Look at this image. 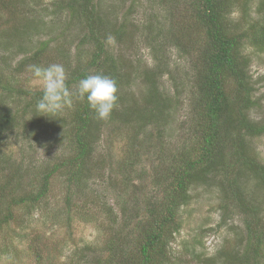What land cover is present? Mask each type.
Wrapping results in <instances>:
<instances>
[{
  "label": "trees",
  "instance_id": "trees-1",
  "mask_svg": "<svg viewBox=\"0 0 264 264\" xmlns=\"http://www.w3.org/2000/svg\"><path fill=\"white\" fill-rule=\"evenodd\" d=\"M107 1H58L57 9L67 13L80 41L73 56L60 43V59L48 65L64 66L70 89L88 74L114 79L118 102L108 120H98L86 100L77 99L56 118L38 115L36 103L42 93L20 89L14 80L27 60L37 61L46 53L50 40H40L27 60L12 67V77L5 71L8 64L0 67V224L12 219L13 207L39 204L51 191V178L60 175L67 182V212L74 217L79 204H73V197L83 196L95 178L94 170L109 162L101 151L97 154L103 133L109 131L118 138L126 133V157L119 158L117 171L108 175L110 190L121 197L117 204L122 213L107 201L98 203L108 223L116 228L107 232L109 257L85 246L62 264H182L171 255L170 244L182 229L181 210L192 202V191L200 187L220 192L222 222L239 213L246 228L238 248L229 253L221 250L214 261L205 259L204 264H264V162L252 142L264 136V118L252 116L262 98L256 96L251 57L245 53L248 44L264 49V5L255 15L251 0H153L164 15L155 14L140 25L131 16L136 0L130 1L121 19L104 13ZM120 1L125 5V0ZM109 2L111 7L118 4ZM14 3L0 0L11 16H15ZM237 8L242 13L235 20ZM179 16L185 21H178ZM21 18V27H28L30 21ZM132 30L143 31L138 40L131 36ZM10 31L0 28V46L7 50L12 47L9 38H14ZM108 36L115 41L111 46L106 44ZM25 42L22 51L28 49ZM142 45L150 50L153 64L144 65L138 55L134 60L125 56L124 48ZM171 48L178 50L187 65L178 61L171 66L167 58ZM135 86L139 87L133 89ZM29 110L34 116L27 121ZM20 112L24 142L35 147V142L50 141L48 160L43 158L39 165L26 162L25 157L15 159L4 150L11 134L21 127ZM179 115L182 118L174 135ZM53 149L63 151L52 154ZM31 164L36 168L31 169ZM24 186L37 189L22 195ZM22 238L28 255L34 254L35 264L45 263V255L56 250L46 243L51 236L31 239L25 234Z\"/></svg>",
  "mask_w": 264,
  "mask_h": 264
},
{
  "label": "rangeland",
  "instance_id": "rangeland-1",
  "mask_svg": "<svg viewBox=\"0 0 264 264\" xmlns=\"http://www.w3.org/2000/svg\"><path fill=\"white\" fill-rule=\"evenodd\" d=\"M58 1L61 0H15L13 6L15 16H11L9 11L7 9L4 10L3 5L0 4V28L8 29L9 31L12 29L13 34L11 36L15 38H9L12 42V47L9 50L5 49L4 46H0V67L8 64L9 67L5 66V71L7 70L10 77H12V67H16L23 59L27 60L33 51L39 47L40 40H50L46 53H42L37 61L27 60V63L23 66L24 69L18 72V78H15L14 81H16L20 89L39 90V85L34 82L28 66L37 65L40 62L38 66L47 67L48 64L57 62L60 59L58 53L61 50L58 48L60 43L65 48L70 49L72 56L76 53L80 37L76 36V27L73 26L72 22H69L67 13L60 12L57 9ZM109 1L111 0L105 2L104 13L108 11L107 15L111 19L115 15L118 16V19H121L128 11L132 0H125V5L120 0H116L117 6L112 7ZM136 4L137 8L131 16L140 25H143L144 21L149 22L155 14L159 15L161 13L164 15L163 10H160L161 6L155 5L153 0H136ZM263 5L264 0L250 1V9L254 14ZM152 7L154 10H152ZM241 13L240 8L235 10L233 14L235 20L241 17ZM159 16L158 19L161 17ZM21 17H25L24 21H30L28 27H21L23 24ZM177 19L180 22L185 21V18L181 16L177 17ZM16 23L17 26H14ZM15 27L19 30L17 31ZM142 33V30L133 31L131 36L138 40ZM2 40L0 36V42ZM24 41H26L28 49L22 51ZM133 47L124 48L123 46L124 51H126L125 56L128 59L134 60L138 55L142 58L144 65L154 63L147 46L142 45L135 49ZM245 53L251 57L250 73L256 88L258 87L256 96H259L260 99L262 98L261 106L252 113V116L259 120L264 118V49L248 44ZM167 58L170 64L172 62V67L178 61L179 65H187V60L180 58L176 49L171 48ZM164 82L168 87L171 86L167 76H165ZM138 87L135 86L133 89ZM8 103L11 102L8 100ZM19 111H21V108ZM33 112L29 110L26 116L27 121L34 116ZM18 115V122L21 127L14 131L15 134H11L4 144V146L6 145L4 150L9 155H13L15 159L20 160L25 157L26 162L33 161L36 165H39L43 158L48 160L47 153L50 150L47 147L50 141L44 139L45 141H42V143L37 144L35 142V147L29 142H24L22 137L24 118L21 117V112ZM177 117H175L177 120L174 123V127L178 119L182 118L181 115ZM176 132L177 126L172 130L174 135ZM17 135L19 138L16 137ZM126 137V133L125 136L120 138L113 136L109 131L103 133L99 140L97 154L100 156L101 151V156L109 158L107 160L109 162L107 164H98L100 169L94 170L96 172L95 178L89 181L90 186L86 193L82 194L83 196L73 197V204H79L78 214L76 213L74 217L67 212V198L65 196L67 182L64 176L61 175L51 178V191L39 204L24 203L12 208V219L7 223L0 224V264H35L34 254L30 256L25 250V240L22 238L25 234L31 239L39 235L51 236L48 239L51 241L46 240V243L50 244L51 250L54 248L56 250L54 249L49 255H45L48 258L43 264L70 262L75 257V252L85 246H92L98 252L89 251L88 253L91 255L99 254L100 251L104 258L109 257V252L105 248L109 238L107 232L110 230L115 231L116 228L108 223L107 214L104 208L98 206V203L100 200L107 201L113 205L117 213H122L120 204H117L121 197L116 194V191L110 190L109 183L111 179L108 175L112 172L111 170L117 171L119 158L123 159L126 157ZM252 142L257 149L259 157L264 162V136L253 138ZM51 151L53 154L54 151H56L55 153H61L63 150L53 149ZM98 156L97 159L99 158ZM33 168H36V166L31 164V169ZM2 179L3 175L0 173L1 185L3 184ZM26 180L30 181V177ZM36 189L24 186L20 193L25 195L26 192L36 191ZM124 195L127 196V194ZM192 195V202L181 210L182 229L174 235L170 244L171 255L174 259L182 260V264H204L205 259H209L210 262L214 261L221 250L229 253L238 248L241 235L244 232L246 233L242 216L237 213L233 216V220L229 219L226 223L222 222L224 208L221 206L222 196L218 189L200 187L193 190ZM9 196H11V193ZM88 198H90V201L87 200ZM83 201L86 204H83ZM3 206L8 207L7 204ZM68 223L71 225L69 228H67ZM65 244H67V247ZM73 251L75 252L73 253ZM62 252L63 254L59 255Z\"/></svg>",
  "mask_w": 264,
  "mask_h": 264
},
{
  "label": "clouds",
  "instance_id": "clouds-1",
  "mask_svg": "<svg viewBox=\"0 0 264 264\" xmlns=\"http://www.w3.org/2000/svg\"><path fill=\"white\" fill-rule=\"evenodd\" d=\"M108 36L106 44H114ZM34 82L42 93L36 103L38 115L56 118L65 107L71 106L73 99L87 102L98 120L110 118L118 102V87L114 79L102 74H88L81 78L73 88L67 85V74L63 65L51 64L47 67L29 65Z\"/></svg>",
  "mask_w": 264,
  "mask_h": 264
}]
</instances>
